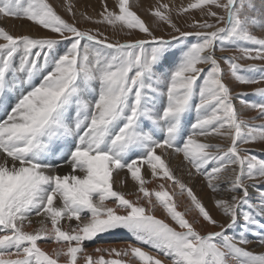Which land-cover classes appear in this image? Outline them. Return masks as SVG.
<instances>
[{
    "label": "snow or ice",
    "instance_id": "1",
    "mask_svg": "<svg viewBox=\"0 0 264 264\" xmlns=\"http://www.w3.org/2000/svg\"><path fill=\"white\" fill-rule=\"evenodd\" d=\"M74 7L67 0L73 17ZM102 8L98 19L81 16L147 38L113 41L81 29L49 0H0V18L26 19L59 37L12 35L0 26V264H60L62 257L64 264L78 258L83 264H163L159 256L170 264H264V252L247 248L249 235L264 247V159L244 147L264 142V123L244 119L236 101L261 120L264 102L234 94L222 66L240 84L264 82V75L244 74L264 73V65L238 62L264 61V37L254 33L264 32V0H193L176 9L206 17L193 19V31L177 26L173 9L158 0L150 14L172 29L169 39L154 34L131 0ZM61 41L67 42L62 49ZM233 49L240 56L217 55ZM255 94L264 97V87ZM173 154L220 196L214 203L223 222L175 177ZM145 165L153 179L178 186L191 210L220 231L201 234L200 221L178 211L163 184L161 191L149 190ZM65 166L70 171L61 174ZM125 170L137 185L135 200L114 189L125 183L127 177L116 179ZM157 206L180 230L151 214ZM33 217L41 218L40 226L28 230ZM73 220L77 224L65 229L62 222ZM121 230L157 255L133 244L96 247V258L88 254L86 242ZM40 241L57 247L49 253Z\"/></svg>",
    "mask_w": 264,
    "mask_h": 264
},
{
    "label": "rangeland",
    "instance_id": "2",
    "mask_svg": "<svg viewBox=\"0 0 264 264\" xmlns=\"http://www.w3.org/2000/svg\"><path fill=\"white\" fill-rule=\"evenodd\" d=\"M83 1L84 0L76 1L78 7L79 6L80 7H85L84 8L85 10H83V11L80 10L81 13H87L89 16H93V18L98 19L99 18L98 14L101 12V9H103L102 5L100 6V8L96 9L97 11H94L93 8L88 7L87 5H85L86 1H84V2ZM258 1L259 0H257V2ZM49 2L53 5V7L58 12V14H60L62 17H64L69 22L76 23L77 26L80 27L81 29H92L93 31L99 30L104 35L108 36L110 40H113V41L114 40H120L121 42H123L124 40H135V39H145V38H147V37H145V35L143 33H140L139 31H133L131 33V35H128L126 30L125 31H121L118 27L114 29L113 27H111L109 25L97 24V23H93V22L87 21L85 19H84L83 22H79L78 23V22H76L75 17H73L70 13H68L66 11V9H65L66 1L65 0L64 1H62V0H58V1L57 0H49ZM112 2H113L112 3L113 6H109L108 5V7L110 9H116L115 7H116V4H117V0H112ZM131 2H133L132 3L133 4V10L136 11L137 14L139 16H141V18L144 19L153 28L154 34L156 36H160V37H164L165 39H169L170 38V34H175V33L172 32V29L168 25L163 24V23H158L155 20V18L150 14V9H153L157 5H154V6L150 7L148 10H146L143 7L138 6V4H139L138 0H131ZM159 2L160 3H168L170 5V7L173 9V12H172L173 20L177 24V26H179L183 31H193L192 28L188 27V25L190 23H192L193 19L201 20V19H205L206 18V17H202V14H201V12L199 10H192L189 13H186V14H183V15H177L176 14V9L177 8H179L181 6L186 7L188 5V3L193 2V0H172V3H169L167 0H164V1L159 0ZM157 3L158 2H156L155 4H157ZM103 4H104V2H103ZM89 8H91V10ZM213 10L214 11H218V12L220 11L219 9H213ZM81 13H79L78 16H80ZM221 14H223V13H221ZM9 18H11V17H9ZM13 19L26 20V19H17V18H13ZM209 22H214V21L213 20H209ZM28 23L33 24V25H35V26H37L39 28V30L43 34L41 37H54V38L59 39L57 34L51 33L50 31H48L46 29H43L42 27H40V26H38V25H36L34 23H31L29 21H28ZM5 29L7 30V28H5ZM254 33L256 35H258V36L264 37V32H261L259 30H254ZM34 37H37V36H34ZM38 37H40V36H38ZM189 40H191L192 42H195V39L193 37H190ZM1 42H3V41H1ZM61 43H64L65 45L63 47H60V48H64L66 46V44H67L66 41H61L60 44ZM60 44H59V46H60ZM217 55L218 56H221V55H224V56H232V55L240 56V53L233 49V50L227 51V52H225L223 54L217 52ZM238 62L240 64H242V65H248V64L264 65V61H261V60L241 59ZM222 66L225 68V72H226L225 82L229 85V87L232 89L234 94L245 93L247 95L244 98L247 99L250 102H264V97H263V99H261L260 95L255 94V90L257 88L264 87V82L258 83V84H240V83L236 82L231 77L230 73H228L227 64L223 63ZM244 74L254 75V76L264 75V73H261L259 71L255 72V73H244ZM198 83H199V81H198ZM238 108L242 110L243 118L247 119V120H250L252 122V124L260 125V124L264 123V120H261V119L258 118V111L252 110V109H249V108H242L241 105ZM221 141H223L221 143L222 145L227 146L228 142L226 140H222L221 139ZM244 147H247L250 150L251 154L257 156L258 158L264 159V142L250 143L248 145H245ZM178 169H179V167L176 170H178ZM178 172L177 171L173 172L175 177H177L178 179L182 180L185 184H187L188 187H191L193 189V192L197 195V197L204 203L206 208L209 210L210 214L213 215L214 218H216L215 215H214L215 214L214 212H217V211H215L214 209L213 210L210 209L207 206V204H206L207 203L206 202V198L200 196V190H201L200 185H195V184H191L190 185V184H188L187 179L185 177H182V175H181L183 171H181V174H177ZM169 183H170L169 186H166V184H163L164 185V189L168 190L169 193L174 196L175 203L177 205V210L180 211V212H186L187 213V218L190 221L199 220L200 222L198 224H196L195 226H196L197 230L201 232V234H207L208 232L220 231L219 228L214 227L212 225H209L206 222H204L201 218H199L198 213L196 211H194V210H191L192 206H191L190 200L187 197V195L186 194L180 195L179 194V191H180L179 188L177 189L175 187V184L172 181H169ZM171 187L175 191L173 190V192H172ZM161 190L162 189H160V188L158 189V187L156 186L155 191H161ZM124 193L126 194V198L133 200L129 196L130 195H134L135 192H126L125 191ZM140 203L142 204V202H140ZM144 205L147 207V204H144ZM151 214L155 215L158 219H161V220L165 221L170 226L177 228V230H180L178 228V226L175 224V222L168 216V214L165 212V210L163 208H161L160 206H157L155 208V210L151 212ZM157 215H159V217ZM218 220H221V219H218ZM76 224H77V222L73 223L70 227H74ZM229 232L231 233L232 230H229ZM249 239L252 240L253 242L250 243L249 245H247L248 250L254 251L256 253L264 252V247L260 249L259 248L260 245H258V243L255 241L256 237H254L252 235H249ZM51 243L52 242H45V241H40L39 242L40 246L41 245H45V244L48 245V244H51ZM129 244H133V245H136V246L144 247L145 251L150 252L152 255H157V253L155 251H153L152 249L148 248L147 246L138 245L137 242L134 240V238H132L129 233H127L126 231H123V230L120 231L118 236H116V237L106 236L99 243L86 242L85 243V247L87 249L88 254H90L94 258H96V257H98L100 255V253H96L94 251V249L96 247L109 248V249L115 247V248H118V249H122V248L127 247ZM47 245H45L46 248H47ZM44 250L47 251L46 249H44ZM105 258H108L106 254H105ZM159 258L163 261V264H170V261L168 259H166L165 257L159 256ZM65 259L66 258L62 257L61 260H60V264H64ZM77 264H83V259L82 258H78Z\"/></svg>",
    "mask_w": 264,
    "mask_h": 264
},
{
    "label": "bare ground",
    "instance_id": "3",
    "mask_svg": "<svg viewBox=\"0 0 264 264\" xmlns=\"http://www.w3.org/2000/svg\"><path fill=\"white\" fill-rule=\"evenodd\" d=\"M62 1H64V0H62ZM65 1L67 2V0H65ZM76 1H78V0H71V2L75 6L74 7V11L76 13V15H75L76 22L79 23V22H83L84 18L81 15L78 16V14L81 13L80 10H82V11L85 10L84 9L85 7H80V6L78 7ZM84 1H86L85 5H87L88 7L93 8L94 11H97L96 9L100 8V6L103 5V2L107 3V5H109V6H113L112 0H84ZM162 1H164V0H162ZM167 1L169 3H172V0H167ZM138 2H139L138 6L143 7L144 9L148 10L150 7H152L154 5H157L155 3L158 2V0H138ZM257 3L259 4V1ZM91 8H89V9L91 10ZM102 10L103 9H101V11ZM0 26H3L5 28H7L8 32L10 34H12V35L30 34L32 36H37V37L38 36L41 37L43 35L37 26L28 23V21H26V20H16V19H13V18H0ZM0 43H2V42L0 41ZM64 45H65L64 43H61L59 48L63 47ZM261 99H263V97H261ZM236 105H237V108L240 106L239 100H237ZM3 115H4V113L2 111H0V117H2ZM192 120H193V122L195 121V113L192 114ZM208 142L221 144L223 141H221V139L218 138V137H209L208 138ZM157 152L159 154L160 150L158 149ZM169 164H170V167L172 168L173 172H175V171L178 172L179 171L177 174H181V171L184 172V173L182 172L181 175H182V177H185L187 179L188 184H190V185L191 184L200 185V187H201L200 196L206 198V202H207L206 204H207V206L210 209H212V210L214 209L215 211H217L219 213L218 214L217 212H214L215 214L214 213L213 214L215 215V217L217 219H221L222 221H224L226 218L222 216V213H221L220 209H218L215 206V203H214L215 199L220 198V196H218L217 194L212 193L211 190L208 189V187L206 185V182H205V180L202 177H198V176L197 177H193V176H190L188 174L189 166L187 165L186 162L183 161L182 155L173 154V156L169 158ZM178 167H179V169L176 170ZM69 171H70V169L67 166H65V167H63L61 169V174H66ZM142 174L144 175L146 180H150L151 181V183H148L146 185V187L149 188V190H155L156 186L159 189L161 184H166V186H169V184H170L169 180H166V179L164 180V179H161L159 177H157L156 179H153L152 176H151V173H150V169L147 167V165H145L142 168ZM125 177H127L125 183L123 185L114 184V189L118 190V191H122V192H125V191L126 192H135L134 195H130V196L128 195L130 198L135 200L136 196L138 195V193H137V185L135 184V182H133L131 180V178H130L129 174L127 173V171L126 170L122 171L120 173V175L118 177H116V179L120 180L121 178H125ZM175 187L178 189V186L175 185ZM171 190L173 192L174 189L171 187ZM223 196H224V198H227V193H224ZM140 202H142L143 205L146 204V201L143 200V199H141ZM109 204L111 205V202ZM157 216L159 217V215H157ZM40 219L41 218L33 217L32 218L31 228H29L28 230H33V229L39 227L40 226L39 225V220ZM73 223H76V221L73 220L70 223L62 222V224H63L65 229L69 228ZM45 245H47V244H45ZM45 245H41V246L44 249H46L48 252H50V253L53 251V249H55L57 247V245L54 244V243L48 244L47 248H46ZM259 248L261 249L263 247L260 246Z\"/></svg>",
    "mask_w": 264,
    "mask_h": 264
}]
</instances>
